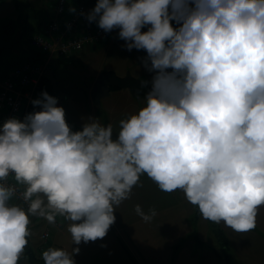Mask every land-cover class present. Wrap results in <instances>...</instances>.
<instances>
[{
    "label": "clouds",
    "instance_id": "clouds-1",
    "mask_svg": "<svg viewBox=\"0 0 264 264\" xmlns=\"http://www.w3.org/2000/svg\"><path fill=\"white\" fill-rule=\"evenodd\" d=\"M87 19L147 52L152 90L115 138L96 118L73 131L47 92L32 101L39 111L0 126V264H20L31 217L71 221L75 245L103 239L144 175L182 191L204 219L254 230L264 207V0H97ZM10 175L27 209L10 203ZM79 251L49 247L42 259L75 264Z\"/></svg>",
    "mask_w": 264,
    "mask_h": 264
},
{
    "label": "crops",
    "instance_id": "crops-1",
    "mask_svg": "<svg viewBox=\"0 0 264 264\" xmlns=\"http://www.w3.org/2000/svg\"><path fill=\"white\" fill-rule=\"evenodd\" d=\"M9 4L11 6L10 11L15 8L16 12L19 6L17 1H9ZM1 7L3 6L0 4V13L2 12ZM2 18L0 17V20H5V18ZM46 25L36 27L29 40L31 45L34 36L40 33ZM145 27L148 28V26ZM23 35L21 33L20 39L16 40L17 43H22ZM35 54L37 56L35 55V58H30V60L40 57L37 53ZM146 56L147 52L145 53ZM58 60L60 58H54L48 70ZM126 71L120 76L126 75ZM140 73V75L145 76L144 71ZM96 78H94V82ZM152 80L153 78L150 79L151 83ZM91 88H88V91ZM113 92H121L119 96L126 94L133 98H142L140 101H136L135 107H131L132 109H127L125 106L119 107V105H107L108 115L106 117L99 118L95 114L91 116V118H96L102 125L112 124L115 138L119 131V121L127 119L122 115L123 111L130 112L129 117L138 113L146 105V97L133 96L128 90L116 89L112 90L111 94ZM65 119L73 131L82 130L84 123L77 121L80 126L77 130L75 126L69 124L66 114ZM10 203L16 204L12 200H10ZM136 205H140L145 213L154 208L157 215L151 221L145 222L135 212ZM199 213L198 208L185 199V194L182 191L177 190L171 193L161 191L151 179L144 175L140 178V184L132 189L130 198L124 200L114 211L116 219L110 226L107 235L96 241L82 242L75 245L74 248L78 247L80 249L79 253L84 259V264H219L221 260L210 253L209 250H205V252H202L203 250L198 251L199 247L196 248L192 242H189L192 240V221L195 216H200ZM60 218L68 229L71 221L67 220L66 222L63 217ZM220 225L228 238L229 253L233 256V261L236 259L243 264H264V207L259 209L256 227L252 231L238 233L226 227L223 223ZM35 226H39L41 229L40 224L36 223ZM68 233L64 232V227L62 231L52 228L50 242H55L58 248L67 247L69 249L68 240H70V236L68 239ZM32 236L34 238V234ZM188 238H190L189 241L185 242ZM178 245L180 247L177 249ZM77 264L79 263L77 262Z\"/></svg>",
    "mask_w": 264,
    "mask_h": 264
},
{
    "label": "rangeland",
    "instance_id": "rangeland-1",
    "mask_svg": "<svg viewBox=\"0 0 264 264\" xmlns=\"http://www.w3.org/2000/svg\"><path fill=\"white\" fill-rule=\"evenodd\" d=\"M9 1L12 0H0V4L3 6L1 7L0 17L5 18V20H0V76L9 73L14 65L30 60V58H35L37 51L29 43V40L36 27L48 24L54 16L55 0H17V5L19 6L16 12L15 8L10 11ZM80 1L89 9V13L96 5L95 0ZM172 23L174 27L178 26L175 21ZM119 31L118 29L105 43H100L97 46H86L82 52L60 58L47 72V76L50 77V84L56 91V96H59L58 98L62 101V107L65 110L69 124L75 126L77 130L80 127L77 121L87 123L94 114L99 118L106 117L108 115L107 105L125 106V108L130 109L135 107L136 101L142 99L133 98L126 94L119 96L121 92H113V94L102 100L101 108L96 107L91 99V90L88 91V88L93 86L94 78L100 73L113 70L118 75H121L127 70L126 72H130L133 77L141 79L148 85H152L150 79L156 73L148 71L144 66L143 61L146 58V51L135 48L131 51L127 50L125 47L127 42L119 37ZM142 31H147V28H143ZM21 33L24 34L22 43H17L18 41L16 40L20 39ZM141 71H144L145 76L140 75ZM129 113L123 111L122 115L128 118ZM63 219L67 222L65 218ZM192 222V238L190 237L192 240L189 241L190 238H188L185 242H192L196 248L199 247L198 251L203 250L202 252H205V250H209L210 253H213L221 260L219 264H228L225 253L221 251L218 239V229H221V223L216 224L206 220L201 214L199 217L195 216ZM35 225L36 222L31 219L29 245L32 250L34 249L38 258L42 259V253L37 251V248L42 246L39 238L40 227ZM64 232L68 233L66 226H64ZM32 234H34V238H32ZM67 235L68 239L70 236V240H68L69 249L67 247H63V249L65 248V250L71 252L70 249L74 248L75 244L72 242L70 233ZM47 247H56L55 242L46 244L44 250ZM73 259L75 264L77 262L84 264V259L80 256V253L75 254ZM231 260L233 264H243L236 259L234 261L233 259ZM20 264H30L26 256V248L21 256Z\"/></svg>",
    "mask_w": 264,
    "mask_h": 264
},
{
    "label": "built area",
    "instance_id": "built-area-1",
    "mask_svg": "<svg viewBox=\"0 0 264 264\" xmlns=\"http://www.w3.org/2000/svg\"><path fill=\"white\" fill-rule=\"evenodd\" d=\"M70 8L76 11L71 12ZM88 13L89 9L80 0H56L53 19L32 39V47L40 57L15 65L10 73L0 76V126L9 118L23 121L26 115L40 110L32 101L41 98L38 89L54 58L67 57L82 52L86 46L105 43L117 32L118 28L105 32L95 21L89 22ZM54 97L57 106L62 107L59 96ZM6 184L17 188L11 200L27 209V203L21 198L23 186L16 184L13 175L7 178ZM31 218L41 225L42 246L50 241L52 228L62 231L64 227L59 216L54 224L40 217Z\"/></svg>",
    "mask_w": 264,
    "mask_h": 264
},
{
    "label": "water",
    "instance_id": "water-1",
    "mask_svg": "<svg viewBox=\"0 0 264 264\" xmlns=\"http://www.w3.org/2000/svg\"><path fill=\"white\" fill-rule=\"evenodd\" d=\"M113 89L128 90L133 96L147 94L152 90V85H148L141 79L132 76L130 72L120 76L115 71H104L98 75L92 88L91 99L98 108L102 107V100L111 94Z\"/></svg>",
    "mask_w": 264,
    "mask_h": 264
},
{
    "label": "trees",
    "instance_id": "trees-1",
    "mask_svg": "<svg viewBox=\"0 0 264 264\" xmlns=\"http://www.w3.org/2000/svg\"><path fill=\"white\" fill-rule=\"evenodd\" d=\"M95 2L97 3V0H95ZM113 90H116V89H113ZM42 92H47L50 96H53V97L56 95V91H55V89H53L52 84H50V77H48V76L44 77V79L42 80V83L38 89V95L40 97H41ZM218 239H219V242L221 245V251L225 253L226 262L228 264H233V263H231L232 256L229 253L228 238L225 235L224 231L220 228L218 229ZM48 243H47V245H48ZM44 247L45 246L38 247L37 251L42 253L43 251L46 250V249L44 250ZM179 247H180V245L177 246V249ZM26 256L28 257L30 264H44L43 259L38 258L34 249L32 250L31 246L29 245V239H28V245L26 246Z\"/></svg>",
    "mask_w": 264,
    "mask_h": 264
}]
</instances>
